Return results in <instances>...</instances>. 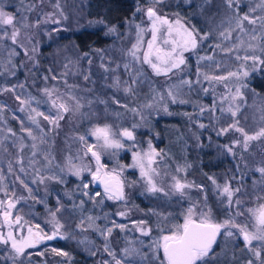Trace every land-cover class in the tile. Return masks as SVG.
Returning <instances> with one entry per match:
<instances>
[{
    "label": "rangeland",
    "instance_id": "obj_1",
    "mask_svg": "<svg viewBox=\"0 0 264 264\" xmlns=\"http://www.w3.org/2000/svg\"><path fill=\"white\" fill-rule=\"evenodd\" d=\"M260 3L261 0H237V4L229 9L224 0L218 1V19L211 26V30L214 32V48L209 55L205 56L207 60L198 68L193 79H190L185 75L187 71L184 65H181L180 69L173 70L167 76L163 74L156 75L147 64L134 61L127 55V50L136 42L137 25L145 29L143 33L144 45L141 53L146 49L147 41L151 39V32L148 30L150 29V22L146 17L148 7L141 11V15L135 13L134 15L137 16L132 15V17L123 20L119 24L107 25L102 17H99L102 13L101 10H98L99 14L96 12L97 15L93 14L91 17H85L80 13L81 9L87 7L85 0H0V9L14 17L12 25L0 24V93H5L3 89L15 87L14 92L0 95V177H2L0 179V200L5 201L4 208H6L7 199L13 197V194L14 197H24L11 210V219H14L17 215L22 216L23 220L28 222L25 227L32 226L35 230V225L39 224L47 234L52 232V224L49 223L51 220L50 211H55L59 207L60 211L57 213V219L64 225L61 234L67 238L62 239L58 236L54 241L58 240V242L61 241L59 243H64L67 247L64 252L68 253V256H60L48 249L51 251L48 253L51 254L47 257L43 254V250L40 251L45 248L44 245L40 244L35 248L26 249L25 254L16 256L10 245L0 244L1 264H92L100 257H103L101 260L104 261V264H116V260L122 261V264H161L163 251L162 249L158 252L155 251L151 247L153 242L160 235L166 234L174 225L183 223L184 214L190 206L195 205L198 212L203 209L200 207V200L196 197L195 189L185 188L184 195L181 196L173 188L175 180L189 184V180L184 175L186 171L192 168L189 162L192 157L188 156L187 147H185L188 143L182 142L181 132L178 131L179 135L176 139L172 138L173 140L171 139L172 141L167 142L166 146H162L161 149L157 147L156 143L151 142V144L146 139L150 113L160 111L168 105L178 104L180 108L181 104L195 105L194 111L182 109L188 113H193V119L197 125L200 109L202 107L208 109L215 104L214 112L204 111L203 116L200 117V124H204L206 126L204 128L208 132L215 133L216 136L230 141L229 146L233 145L234 140L240 139L243 141L241 134L231 130L223 135H217V132L220 128L227 127L232 119L238 120L239 126L243 127L249 134H255L261 128H264V92L261 93L262 91L248 87L250 72L253 69L259 70V72L263 71L264 63L243 59L246 55H255L264 60V39H261L264 38V22H262L264 21V10L257 8ZM252 9H256V11L252 12ZM176 10H181V8L176 7ZM158 13L170 20L179 18L181 23L188 26L183 21L180 11H177V16L171 15V13H161L160 11ZM245 14H248L250 18L260 17L261 19L255 25L244 21L245 31L241 32L236 28L235 19ZM105 17H107L106 21L111 19L110 15H105ZM43 19H46V23L42 22L37 26V21ZM53 20H57L59 23H53ZM229 20L232 21L231 24H229ZM93 25L97 26V30H101L102 36L97 37H103V39H107L105 40L107 42L103 47L91 48L88 51L90 54L79 53L81 48L76 40L80 35L85 39L84 29H94ZM58 27L59 29L56 32L55 28ZM110 27H114L116 31L109 33L108 29ZM65 28L71 29V34L59 35L58 33L64 32ZM227 28L234 30L231 32L229 39H224L220 33ZM15 29H19V36L17 37V43L14 44L10 37ZM253 35H257L258 39L252 40ZM39 39L52 44L53 49L44 58L49 62V65L45 67V72H42L40 77H36V75H33L36 73L31 74V71L35 67L38 68V53L36 52L40 47ZM57 40L61 42L57 43ZM249 44L254 47L249 48ZM199 46L200 43L197 47ZM103 49L104 51H101ZM195 50L183 53L185 63L188 53ZM13 52L16 54H12ZM208 57H211V59H208ZM237 57H240V59H237ZM26 60L30 64L33 63L31 69L27 68L26 73H20V75L15 74V68L20 67ZM125 64L129 65L127 69L124 67ZM230 72H247L248 74L247 76L240 75L237 78L228 76ZM205 75L209 77L224 76L226 79L222 81L205 80ZM117 77H119L121 83L119 87H114ZM134 79L137 83L132 84ZM197 80H199V83H197ZM183 81H191L192 84L189 86L184 84ZM21 84L24 85L23 88L19 87ZM128 85L133 87L134 95L124 92V87ZM237 87L241 88L243 100L237 99L236 103L240 104V111L237 113V117L233 118L230 113L221 111V109L226 110L229 107L231 95L235 94ZM44 89L52 90L53 96L49 98ZM169 89L177 95L176 103H173L168 96ZM205 89H207V92H205ZM17 95L24 99L29 96L34 97L31 107L44 112L45 115L56 114V109L51 104V99H55L56 95L66 101H68L70 95L75 96L82 107L79 110L69 111V115L64 118V121L68 123L65 131L61 130L63 129L62 126L53 128L52 125L40 117L41 127L47 133L46 143L39 144L37 141L39 147L33 149L31 138L27 137L26 133L21 132V121L24 122V126H31L34 134L39 135V132L34 125H30L27 119L29 109L25 107L24 112L19 111L21 105L15 98ZM4 97L13 100L14 106L9 104ZM205 97H208L210 106L206 105L204 100H198ZM222 97H227V99L222 101ZM189 98H193V101ZM180 100L186 102L180 103ZM68 102L70 104L74 103L72 101ZM81 108L84 109L85 118L89 122L84 134H80L78 130L79 124L81 125ZM133 108L137 111H131ZM218 109L222 113H220L221 117L220 119H214V115H219L217 114ZM10 124H15L18 132H14ZM105 124L110 125L116 133L128 129L133 133L134 139L128 140L126 137L117 135L116 138L121 141L124 147L120 149L99 148L95 137L89 133L94 127H102ZM58 128L60 130L57 131ZM8 129H12L15 135L9 132ZM80 136H85L87 144L97 145L93 150L100 152V157L105 162L104 165L108 171L115 169L122 177L125 184V198L123 201L109 200L103 193L95 200H90L89 197L81 194L82 190L80 188L77 190L76 195H79L78 198L85 201L83 208L80 206L76 208V204H68L70 198L67 194L64 196L63 205L58 204L53 208L50 207V204H47L48 202L34 198V188L38 184H46L48 180H55L63 184L70 178L73 180L79 178L69 171V160L76 166L88 165L93 169L95 168L96 162L91 157V153H88L87 156L84 155L85 142L79 140ZM21 137L24 138L22 149ZM149 144L157 154L153 156L151 165L154 172H150L149 175L162 191H148V178L141 176L139 167L132 166L133 154L140 153L143 155L149 152ZM223 149L222 147H216L218 152H222ZM176 150L178 151V157L174 169H169L166 161H170L168 159H173L176 156ZM34 151H37L35 157L33 156ZM232 152L240 156L244 165L246 163L251 164V161H254L253 163L258 166V169L264 167V137L249 141L246 149L243 142H241V144L233 146ZM161 154L163 156H160ZM45 156L48 157V160H45ZM20 159L23 160L22 164L19 162ZM49 160L51 161L50 164L48 163ZM30 161L36 162L30 163ZM10 166L11 171L9 170ZM21 167L24 171H21ZM37 169L40 170V175L44 177L56 176L58 178L45 179L43 183H39ZM86 176L88 177L87 183L90 182L89 186L92 185L93 182H91V176L88 172H82L80 178ZM260 178L261 180H258V182L255 180L254 183H264V176L260 175ZM34 180L37 181L36 185L33 183ZM20 181H24L28 188H31V196ZM38 189L45 191L43 186H39ZM4 190H7V197ZM48 190L51 191V188ZM87 191L90 194L95 193L91 188H88ZM261 204H264V201L259 203L256 209ZM112 205L113 207H111ZM71 206L76 208L73 212L70 210ZM138 207L146 212L139 211ZM4 208H0V234L6 235L8 231H13L14 234L20 235L21 233L15 224L10 229L5 223L2 214ZM109 208L115 211L114 214L108 211ZM118 212H125L126 215L124 217L118 216ZM147 215L151 223L145 217ZM88 216L95 217L96 225L100 228L113 227V221L118 225H125V228L122 231L118 227H113V231L106 241L104 236L95 229L82 231L77 227L82 218L85 219V226H87L86 218ZM122 219L126 221L124 224L120 223ZM250 219V221L246 220V222H240V224H247L251 229L255 221L253 217H250ZM141 220L146 221L145 226L147 228L151 229L152 226L153 229L150 235L143 236L137 230L134 222ZM233 231L236 230L233 229ZM23 234L26 235V231ZM106 244L113 255H109V252L105 251ZM233 247L238 248V253L234 254L236 255L235 258L229 253ZM128 248H135L138 255L126 256L124 250ZM214 250L216 256L210 259L208 264L214 263L215 259L219 264H249V261H251V264H264V245L258 241H253L251 248L246 247L239 235L225 237L222 232L214 246ZM255 251L260 252L259 257L254 254ZM37 256H40L41 259H38ZM157 256L161 259L154 261Z\"/></svg>",
    "mask_w": 264,
    "mask_h": 264
},
{
    "label": "snow or ice",
    "instance_id": "obj_2",
    "mask_svg": "<svg viewBox=\"0 0 264 264\" xmlns=\"http://www.w3.org/2000/svg\"><path fill=\"white\" fill-rule=\"evenodd\" d=\"M162 0H155V3H161ZM186 2L191 3V0H186ZM225 4L229 9L233 8L234 0H224ZM59 5L57 4V7ZM257 8H261L264 10V0H261V3L257 5ZM140 9H137L139 11ZM252 12H255L256 9H252ZM146 16L148 21L150 22L151 39L147 41V47L141 53V49L144 45L143 33L145 31L144 28L137 25V39L134 44H132L131 48L127 50V55L132 58L134 61H139L142 64H147L156 75H165L167 76L169 73L173 72V70L180 69L181 65L185 64V58L183 53L189 50H195L198 46V43L208 38V34H200L194 26H185V24L181 23L179 18L175 20H170L166 16H162L158 13L156 8L148 7L146 10ZM260 17H251L248 14L243 15L242 17H238L235 19L236 28L239 31L244 32L245 29L243 27L244 21H247L249 24L255 25ZM14 17L4 12L0 9V24L4 25H12ZM53 23H59L57 20H53ZM231 20H229V24H231ZM264 22V21H262ZM39 21H37V26L39 25ZM27 26V25H25ZM234 29L227 28L225 31L220 33L221 37L224 39H229L231 36V32ZM109 33L115 32L116 29L114 27H110L108 29ZM7 35V34H5ZM19 36V29H15L11 33V40L15 44L17 43V37ZM252 40H257L258 36L253 35L251 37ZM264 39V38H261ZM242 43V41H241ZM167 46V47H165ZM249 48H253L252 44L248 45ZM35 51V49H33ZM12 54H16L13 52ZM27 54V53H26ZM203 59V58H201ZM211 59V57H208ZM240 59V57H237ZM245 61L252 60L254 62L259 61L260 63H264V60H261L259 56H245L243 58ZM103 66V65H102ZM124 67L127 69L129 67L128 64H125ZM107 71V69H106ZM247 72L236 73L230 72L228 76L239 78L240 75L247 76ZM47 79V78H45ZM55 79V77H53ZM87 79V77H85ZM205 80H217L222 81L225 80L224 76H215L209 77L207 75L204 76ZM119 77L115 79L114 87L120 86ZM137 83L134 79L132 84ZM184 84L191 86V81H183ZM199 83V80H197ZM127 84V82H125ZM20 88H23L24 85H19ZM124 92L128 94L134 95V89L131 85L124 87ZM3 91H15V87L10 89H3ZM45 94L51 98L53 96V91L49 89H44ZM207 92V89H205ZM168 96L171 98L173 103L177 102V95L169 89ZM16 100L19 101L21 107L19 111L24 112L25 107L29 109L27 119L30 122V125H34L38 130L39 135L34 134L33 128L31 126H24V122L21 121V132L26 133L27 137H30L33 141L32 148L38 149L39 144L46 143L47 133L41 127L40 117L43 120L47 121L53 128L59 127V121L63 119V113H67L73 110H79L82 105L80 101L75 96H69L68 101H72L74 103L70 104L68 101L61 98L59 95H56L55 99H51L52 107L56 109L55 115H45L44 112L37 111V109L31 107L32 101L35 99L34 97L29 96L27 99L22 98L20 95H17ZM222 101L227 99V97H222ZM237 99L243 100V94L241 92V88L237 87L235 90V94L231 95V103L229 107L225 109H221V111H227L230 115L235 118L237 117V113L240 111V104H237ZM101 103H105L104 101H100ZM180 103H185L186 101L180 100ZM117 103H119L117 101ZM149 107L151 105H148ZM125 107H127L125 105ZM216 105L213 104L211 108L200 109V114L203 115L204 111H215ZM131 111L136 112L137 109L133 108ZM165 113L171 114L168 112V108L165 107L163 109ZM201 128L206 127L204 124L199 125ZM235 131L240 133L243 137V141L240 139L234 140L233 145H225L224 147L228 152L233 151V146L241 144L243 142V146L245 149L248 147V142L251 140L258 139L260 137H264V128H261L255 134H249L245 131L243 127L239 126V121L234 119L232 123L228 124L227 127H222L217 132V135L226 134L229 131ZM9 132H12V129H8ZM15 135L14 132H12ZM91 136L95 137L98 142V146L101 149H120L124 147L119 139H117V135L120 137H126L128 140H133V133L128 129H123L119 133H116L112 130V127L108 124L94 127L89 133ZM23 137H21V149L24 147L23 145ZM79 140L85 142V153L87 156L88 153H91V157L95 160L96 166L93 169L88 165L76 166L71 163L69 160V171L80 177L82 172H88L91 176V182H98L103 186V195L107 197L109 200H120L123 201L125 198L124 193V181L120 178V174L116 172L115 169L111 171L105 170V165L100 163L101 157L100 152L93 150L97 147V145L87 144L85 136H80ZM39 142V144L37 143ZM149 152L141 155L140 153L133 154V167H139L141 176L147 177L148 183V191L157 192L162 191V189L158 188L157 185L152 180L149 175L150 172H154L151 165L153 163V156L157 155L155 150L151 148V144H149ZM37 155V151L33 152V156ZM45 160H48V157L45 156ZM19 162L22 164L23 160L20 159ZM36 161H30V163H35ZM50 164L51 161L49 160ZM123 167V166H121ZM11 171V166L9 168ZM179 170V169H178ZM21 171H24L23 167H21ZM63 171V169H61ZM264 176V167L257 169ZM37 176L39 177V183H43L45 179H57L56 176L44 177L40 175V170L37 169ZM2 179V177H0ZM19 179V177H17ZM175 180V178H173ZM211 179V178H210ZM21 184L28 190L29 195L31 196V188H28V185L24 183V181H20ZM37 181L34 180L33 183ZM213 184H216V181L213 179ZM90 183V182H89ZM89 183L82 182L80 186H78L82 191L81 194L83 196L89 197L90 200H95L96 197L101 196L99 191L94 194H90L87 189L89 188ZM193 185L182 183L179 180H175L173 188L176 192L180 193L181 196L184 195L185 188H191ZM220 188V185H217ZM5 191V196H8L7 190ZM234 192H239V189L233 190L229 184H225L221 189V194L226 195L229 204L232 203ZM24 197H9L7 199V207L4 208L5 201L0 200V208H4L3 216L4 221L11 229L13 224H15L20 231V235H16L13 231H8L6 235L0 234V244L10 245L11 250L16 254V256H20L25 254V250L29 248H35L37 245L42 244L45 240H53L58 236L62 239L67 238L65 235L61 234V229L64 225L57 219V213L60 211L58 207L55 211H50L51 220L49 223L52 224V232L51 234H47L41 229L40 225H35V230L32 226L25 227L28 222L23 220L22 216H15L14 219H11L12 212L11 210L16 207V204ZM85 201H80V207L83 208ZM236 203L239 204L240 201L236 200ZM249 213L251 217L254 219V225L250 229L247 224H238L235 222L234 218H229L224 220L223 222H215L211 215V210L199 212L196 209V206H190L186 213L184 214V220L181 224L174 225L166 234H162L153 242V249L155 251H159L162 249L163 257L162 259L157 256V259H161V264H208V261L216 256L214 245L217 243V238L222 234L225 237H235L239 235L242 237V240L246 247L251 248L253 241H258L262 245H264V204H261L257 209H249ZM118 216L124 217L126 215L125 212H118ZM240 215V213H237ZM87 226H85V219L82 218L80 223L77 225L82 231H87L88 229H95L99 231L102 236H104L107 241L108 237L111 235L113 231V227H118L122 231L125 228V225H118L115 221L112 222L113 227H105L100 228L96 225V218L93 216H88L87 218ZM23 221V223H22ZM136 224L137 230L143 236H148L151 233V229L147 228L146 221H138L134 222ZM233 229L236 231L234 232ZM26 231V235L23 234ZM163 232V230H161ZM105 251L109 252V255H113V253L109 250L107 244L105 245ZM52 252L56 255L60 256H68V253L58 251L56 248L52 249ZM125 255L128 257H132L134 255H138V251L135 248H128L124 250ZM254 254L259 257L260 252L255 251ZM115 259V257L113 256ZM116 264H122V261L116 260ZM251 264V261H249Z\"/></svg>",
    "mask_w": 264,
    "mask_h": 264
},
{
    "label": "trees",
    "instance_id": "obj_3",
    "mask_svg": "<svg viewBox=\"0 0 264 264\" xmlns=\"http://www.w3.org/2000/svg\"><path fill=\"white\" fill-rule=\"evenodd\" d=\"M87 7L84 9H79L80 13H82L85 17H91L93 14L97 15L98 10H101L102 13L99 17H102V20L108 25L119 24L123 20L137 15L138 13L141 15V11L147 7L154 6L156 10L161 13H171V15L177 16V11L181 12L183 21L188 26H194L195 29L200 34H208V38L200 42V46L196 48L194 52L188 53L187 61L184 64V68L187 73L186 77L193 79L198 68L202 66L207 59H205L206 55H209L214 48V32L211 30V26L216 23L218 19V1L220 0H191V3L186 2V0H162L161 3H155V0H85ZM220 4V3H219ZM237 4V0H234V5ZM74 6V5H73ZM179 6V7H178ZM81 7V6H80ZM177 8H181V10H176ZM137 9H140L137 11ZM217 11V12H216ZM97 12V13H96ZM79 13V14H80ZM133 13V14H132ZM99 14V13H98ZM81 15V14H80ZM81 15V16H83ZM105 15H110L111 19L106 21ZM147 17V16H146ZM46 19L42 21L39 20V24L45 22ZM94 29H84L83 34L88 39H83L81 35L79 36L76 42L80 45L81 50L79 53L90 54V49H94L95 47H103L107 41V39H103V37L99 38L97 36L101 35L100 31L97 30V26L93 25ZM51 27V26H50ZM100 28V27H98ZM39 29V27H38ZM41 29V28H40ZM53 29V28H52ZM55 28V31L58 30ZM96 29V30H95ZM54 30V29H53ZM57 32V31H56ZM72 32L71 29L65 28V31L62 33H58L59 35L68 34L70 35ZM102 36V35H101ZM105 38V37H104ZM91 39H94L91 41ZM103 39V40H101ZM91 41V43H89ZM109 41V39H108ZM61 42L57 40V43ZM39 48L36 53L37 54V67L32 69L31 74L36 75V77H40L42 72H45V67L49 65L48 60H44L45 56L52 51V44L45 43L43 40L39 39ZM66 44V43H65ZM68 44V42H67ZM55 50V49H54ZM101 51H104L101 50ZM203 58V59H201ZM22 59V58H21ZM31 62V61H30ZM33 66V63H29L27 60L24 64H21L20 67L15 68V74L26 73L27 68ZM56 74V73H55ZM153 76L151 73H149ZM18 76V75H17ZM22 77V76H21ZM18 78V77H17ZM20 78V77H19ZM248 87H252L257 89L258 91L264 92V69L259 72V70L253 69L250 72L248 78ZM11 91H5V93H0V95L8 94ZM8 103L14 106L13 100L6 98ZM193 101V98H189ZM199 101H205L206 105L210 106L208 97L204 99L199 98ZM168 113H165L162 110L151 112L150 118L148 121L147 129H146V139L148 141L156 143L157 147L160 149L162 146H166L167 142H171L173 139L177 137L178 131L181 132L182 142H187L188 156L191 158L189 161L191 163L192 168L184 173L187 180H189V184L193 185L191 188L195 189L196 197L199 198L201 209L203 211L211 210V215L215 222H223L230 217L235 219V222L240 224L246 222V220H251L249 209H256L259 203L264 201V183H254L255 180H261L260 175L256 169L258 166L254 165V161H251V164L241 161L240 156L235 155L233 152L228 153L225 145H230V141L224 140L222 137L216 136L215 133L208 132L206 128L201 129L199 126L200 117L203 115L198 112L199 120L196 125L193 119V113H188L186 110L190 109V111H194L195 105H184L181 104V108L178 104L171 106L168 105ZM81 120L79 124V133L84 134V130L88 127V120L85 118L84 109L81 108ZM220 109H218L217 114L214 115V119H220ZM69 115V112L63 113V119L59 121V127L62 126V131L67 129L68 123L64 121V118ZM234 119L231 120V123ZM66 123V124H65ZM82 126V127H81ZM10 127L14 132H18L15 124H10ZM47 128V126H46ZM189 128V129H188ZM83 129V130H82ZM60 128L57 129V131ZM209 133V134H208ZM184 138V139H183ZM172 139V140H171ZM189 140V141H188ZM138 141V140H137ZM139 142H141L139 140ZM216 142V143H215ZM152 144V143H151ZM215 144V146H214ZM215 147V148H214ZM216 147L224 148L222 152H218ZM160 156H163L162 154ZM168 157L167 155H164ZM178 157V151L176 150V156L172 159H168L170 161H166L169 165V169H174L175 161ZM188 157V158H189ZM164 158V157H163ZM172 159V160H171ZM173 165H172V164ZM169 171V170H167ZM166 175V174H164ZM211 178V179H210ZM213 179L216 181V184H213ZM88 177L78 178V179H68L65 183H59L55 180H48L46 184H38L34 189V198H39L41 201L48 202L51 208L56 207L58 204L63 205L64 196L67 194L70 201L68 204L74 205L76 204V208L80 205V201L82 199L78 198L79 195L78 189L82 182L87 183ZM229 184L230 187L235 190L239 189V192H234L232 203L229 204L227 196L221 194V189L225 184ZM37 183H35L36 185ZM217 185L221 187L218 188ZM39 186H43L45 188L38 189ZM51 188V191L48 190ZM93 189V184L89 186V189ZM187 188V189H191ZM40 193L42 194L40 196ZM236 200H239L240 203L237 204ZM52 201V202H50ZM67 201V200H66ZM50 202V203H49ZM119 202V201H117ZM161 204V203H160ZM76 208L70 207L71 212ZM138 210L145 213L146 211L142 208L138 207ZM37 211V210H36ZM112 212V211H111ZM240 213V215H237ZM64 217V216H63ZM114 217V215H113ZM148 218L150 222V218ZM151 223V222H150ZM151 226V231H152ZM61 242V241H59ZM55 242L52 245H47L43 250V254L48 257V252H51L53 248H56L58 251L64 252L67 247L64 243ZM50 249V250H48ZM73 252V251H72ZM76 253V252H75ZM229 253L236 257L238 253V248H231ZM38 259H41L40 256H37ZM103 258V257H102ZM149 258V257H148ZM159 259L155 258L154 261H158ZM212 264H219L217 259ZM95 263V262H94ZM92 263V264H94ZM1 264V262H0ZM80 264V263H78ZM82 264V263H81ZM96 264V263H95ZM104 261L102 260V263Z\"/></svg>",
    "mask_w": 264,
    "mask_h": 264
},
{
    "label": "flooded vegetation",
    "instance_id": "obj_4",
    "mask_svg": "<svg viewBox=\"0 0 264 264\" xmlns=\"http://www.w3.org/2000/svg\"><path fill=\"white\" fill-rule=\"evenodd\" d=\"M100 163L101 164H103L104 165V161L102 160V158H101V160H100ZM105 170L106 171H108L106 168H105ZM120 178L122 179V177L120 176ZM125 185V184H124ZM93 186H94V188L93 189H91V190H94L95 192H97V191H99L100 193H103V190H102V188L101 187H99V186H97V185H95V183L93 182ZM125 187V186H124ZM125 190V189H124ZM125 193V192H124ZM115 201H119L120 202V200H115ZM114 205H116V204H114ZM111 207H113V205L111 206ZM110 209V208H109ZM108 211H112L113 213L112 214H114V210H112V209H110V210H108ZM120 211V210H119ZM124 222H126L125 220H120V223H123L124 224ZM54 242H58V240L57 241H54V239L53 240H45L41 245H44L43 247H46L47 245H51L52 243H54ZM215 246V245H214ZM101 259H103V258H98V259H96V261H95V263L96 264H101L102 263V260Z\"/></svg>",
    "mask_w": 264,
    "mask_h": 264
},
{
    "label": "water",
    "instance_id": "obj_5",
    "mask_svg": "<svg viewBox=\"0 0 264 264\" xmlns=\"http://www.w3.org/2000/svg\"><path fill=\"white\" fill-rule=\"evenodd\" d=\"M94 183H95V185H97V186L101 187V188H102V190H103V186H102V185H100L98 182H94ZM218 239H219V237L217 238V241H218Z\"/></svg>",
    "mask_w": 264,
    "mask_h": 264
}]
</instances>
